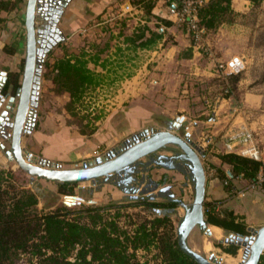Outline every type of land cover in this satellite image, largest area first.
Listing matches in <instances>:
<instances>
[{"label":"crops","instance_id":"0c3cea01","mask_svg":"<svg viewBox=\"0 0 264 264\" xmlns=\"http://www.w3.org/2000/svg\"><path fill=\"white\" fill-rule=\"evenodd\" d=\"M26 2L17 14L18 19L6 21L0 29V74L6 76L22 70ZM263 4L264 1L260 5ZM252 7L249 0H231L234 14H245ZM55 10L60 11L56 26L52 27L48 22H44V26L49 30L57 28L65 39L44 57L35 126L30 135L22 137L23 151L60 165L62 169H74L112 140L129 138L160 127V131L176 135V131L183 129L191 141L202 148V153H205V147L210 153H215L209 160L214 167L228 173L229 167L222 165L217 155L225 153L224 133L230 128L244 126L245 115L243 108L232 110L230 100L221 99L214 103L221 89L217 85L215 67L233 57L226 54V47L230 40L237 37L234 25L227 27L222 23L215 30L206 32L202 41L208 48V54L203 55L194 51L190 35L175 23V17L168 13L162 2L155 1L150 19L142 10L132 7L129 0H66L62 8L55 7ZM55 10L40 2L37 14L40 17L46 12L53 15ZM113 14L128 15L139 22L138 27L147 26L158 31L162 37L149 49H137V62L115 58L110 52L99 61L104 67L88 64V69L98 76L97 87H110L109 98L112 101L109 99L102 103L103 113L107 114L97 119L95 131L87 134L81 132L78 125L69 124L68 116L63 117L55 108L51 109L49 103H45V98L50 103L65 104L69 101L68 94L56 95L52 92L53 84L45 79L46 66L53 65L67 54L77 53L81 44L79 35H86L94 29L102 30L104 19ZM20 80L19 76V83ZM10 96L4 97V102L0 100V106ZM246 103L255 107L258 98L243 94V106ZM262 164L258 176L264 175V161ZM250 183L235 179L226 187L215 177L206 182L204 201L213 204L215 212L223 209L233 211L234 215L243 219L247 228H260L264 226V191L254 186L258 181ZM207 229L212 236L202 242L201 251L204 254L211 251V240L220 244L225 233H229L209 224Z\"/></svg>","mask_w":264,"mask_h":264},{"label":"trees","instance_id":"16d2710c","mask_svg":"<svg viewBox=\"0 0 264 264\" xmlns=\"http://www.w3.org/2000/svg\"><path fill=\"white\" fill-rule=\"evenodd\" d=\"M25 0H0V26L4 22L1 13L19 12ZM132 7L140 9L149 19L155 6L154 0H129ZM253 6H258L264 0H249ZM233 15L231 0H205L198 8V25L204 33L215 30L228 17ZM167 25H171L166 23ZM182 28L185 29L184 26ZM186 30V29H185ZM162 34L150 30L147 26L136 29L125 42L131 45V50L149 49L160 40ZM94 53L82 52L78 56H65L47 66L49 74L46 80L53 84L52 92L56 95L68 94V108L80 102L89 89L99 85L98 76L88 69V64L104 67L99 64L102 54L108 50V45H93ZM12 53V50H8ZM19 74L9 73L2 89V95L19 87ZM239 75H231L222 82L221 98L235 103V89L232 82ZM239 105L232 104V110ZM222 165L229 167L228 173L220 168L217 178L221 182L228 179V185L235 179H243L255 183L263 166L235 154L220 153L217 155ZM214 167V166H213ZM76 184H57V193L64 196L73 195ZM38 196L30 189L16 185L13 172L0 170V264H15L21 257H27L29 264H157L153 261L141 262L137 251L149 252L157 250L155 260L159 264H196L186 257L178 248L175 234L169 218L164 215L151 220H143L129 232L119 226L121 217L120 206H79V209H69L65 205H57L53 210L39 214L36 207ZM138 205V204H137ZM139 205L155 209H173L176 203L142 202ZM204 216L206 223L239 236H247V225L233 211L223 209L215 212L213 204L204 201ZM115 209L112 218L105 214ZM165 229V232L162 231ZM223 253L236 256L238 247L217 244ZM259 264H264V254Z\"/></svg>","mask_w":264,"mask_h":264},{"label":"rangeland","instance_id":"374dc122","mask_svg":"<svg viewBox=\"0 0 264 264\" xmlns=\"http://www.w3.org/2000/svg\"><path fill=\"white\" fill-rule=\"evenodd\" d=\"M17 14L18 12L1 13L4 22L1 24L0 29L6 21L18 19ZM138 24L139 22L137 20H134L128 15L119 16L113 14L108 16L104 19V24L101 26L102 30L95 31L94 29L91 33L84 34L83 36L79 35L78 40H80L81 44L77 48V53H70L67 55L78 56L82 52L92 54L94 53V50L92 49L93 45L99 44L103 46L107 44L108 50H106L100 58H104L112 52L115 58H122L124 61L130 59V61L137 62L136 59L138 56L136 53L138 50H131V45H127L125 39L126 37L131 36L136 29L140 28L137 26ZM223 24L227 25V27H232V25H234V34L237 35L236 39L229 41V44L226 47V54L244 56L245 59H247L245 70L238 76V80L232 82L234 84H231V81H229V84L235 89L236 96L235 103L230 101V108H232V104L239 105L241 109L243 108L245 122L242 127L253 133L255 143L260 150L262 162L264 161V4L253 6L245 14L237 15L233 13V15L228 17ZM202 54L206 55V53ZM130 67L133 68V64H131ZM127 68L128 67L126 66V69ZM49 71L50 70L47 69L45 76L49 74ZM21 73L22 70L18 73L20 77ZM217 85L221 88L218 93L221 95L223 84L218 81ZM109 88L110 87L103 86L89 89L80 102L71 107V110L68 108V102L65 104H58L57 102L50 103L48 102V98H45V103H49L50 108H55V110L63 115V117L68 116L69 124L78 125L81 132L89 134L96 129L94 124L95 121L103 118L107 114V112L103 113L104 110L102 103L106 100H111V98H109L111 92L109 91ZM14 91L15 90L10 88L7 91L6 96L9 94L13 95ZM243 94L256 96L258 98L257 106L249 107L248 103L243 106ZM160 130L161 127L151 131L156 133L161 132ZM147 131L149 135L150 130ZM176 132L177 136L181 138L185 135L183 129ZM127 139L128 138L122 137L112 140L108 146L99 149L98 153L92 158H89V160L100 157L110 150L120 148L121 144ZM6 147L8 148L7 145ZM203 150L205 153L201 152L199 157L205 172L206 182H208L218 175L216 168L213 167L209 161L211 155L215 153H210L209 148L207 149V147ZM178 154H180V150L177 147L168 146L159 150L155 154L139 160L130 168V172L123 173L122 175L114 174L108 178L98 179L94 182L76 184L73 187L72 196L59 195L57 193V185L37 181L36 179L27 176L16 167L14 162L6 161L4 158L2 160H4L5 166L1 167L0 170L3 169L13 172L17 186L23 185L25 188L28 187L38 196L40 205H37L36 210L39 214L51 211L58 204L63 202L73 203L74 205L68 207L71 210L79 209L80 204L82 207L116 205L120 206L121 217L118 218L117 221L119 226L123 229L131 232L135 226L140 224L143 220H151L166 215L169 218L176 237V229L184 215V209L182 207L177 205V207L173 209H155L150 206H141L139 203L153 202L167 204L170 197H173L182 201L188 208H190L194 199V187L191 176L183 163L177 159H172L169 162L167 160L163 161L166 166L158 164V156L175 158ZM170 164L173 165L172 169L168 167ZM81 166V163H79L74 169L81 168ZM210 169L214 170L212 172L213 175H210ZM128 177L133 179V182L129 184V188L138 190V200H130L127 197V194L123 192V189L125 188L123 180ZM154 184L158 185L156 191L152 192L150 195H142V190H148L149 188H152ZM254 186H258L264 191V184L258 183L254 184ZM226 187H229V185ZM160 189H165V193L158 196V190ZM149 196H154L155 199L149 201L147 199ZM114 213L115 209L108 211L105 214V218H112ZM254 229L258 230L259 228ZM162 231L165 232V229L162 228ZM228 236L229 233H225V238L220 241L221 245L225 247L227 246L223 244V241L227 239ZM247 236H249V233ZM207 238L208 236L204 231L196 227L188 236L187 245L189 248L207 259L210 257L215 258L220 264H241L243 248L238 249L236 256H228L223 253L220 248L216 247L218 243L215 240H211V251L204 254L201 251V245ZM207 248L208 247H206V249ZM156 254L157 250L153 248L149 252L141 250L137 251V257L141 262L154 260V263L159 264V259L155 260ZM15 264L29 263L27 257L23 256L17 260Z\"/></svg>","mask_w":264,"mask_h":264},{"label":"water","instance_id":"95a60500","mask_svg":"<svg viewBox=\"0 0 264 264\" xmlns=\"http://www.w3.org/2000/svg\"><path fill=\"white\" fill-rule=\"evenodd\" d=\"M65 1L27 0L26 2L24 14L25 56L21 80L14 94L0 106V168L5 166V162L2 160L4 158L6 161L14 162L20 171L37 181L55 185L80 184L105 179L114 174L122 175L130 172V168L139 160L168 146L177 147L180 154L175 158L158 156V164L166 166L164 160L169 162L172 159H177L188 170L193 182L194 199L190 208L178 199L173 197L169 199V202L176 203L184 209V215L176 229L178 248L196 264H220L215 258L210 257L207 259L187 245L188 236L196 227L204 231L208 237L212 236L207 229L204 216L206 178L199 157L202 148L191 141L188 133L181 138L170 131L156 133L150 131L149 135L148 131H143L129 137L121 144L120 148L110 150L100 157L87 160L82 163L81 168L77 169H62L60 165L37 158L21 149L23 135H30L35 126L39 80L44 57L54 46L65 39L57 28L49 30L47 26H44V22H48L50 26L55 27L60 14V11L55 10V7L62 8ZM40 2L54 9V14L51 15L46 12L45 16H38L37 11H39ZM243 60L247 63V59L244 58ZM6 80L7 76L1 73L0 100L3 102L6 99H4L5 96L1 92ZM174 127L176 126L174 125ZM168 167L172 169L173 165L170 164ZM123 181L125 187L123 192L127 194L130 200H138V190L129 188V184L133 182V179L128 177ZM157 189L158 185L154 184L152 188L142 190L141 193L142 195H150ZM164 193L165 189H160L157 195L160 196ZM147 199L153 201L155 197L149 196ZM60 205L70 207L74 204L63 202ZM247 232L249 236L229 234L223 244L244 249L241 264H259L260 258L264 254V226L258 230L247 228Z\"/></svg>","mask_w":264,"mask_h":264},{"label":"built area","instance_id":"2783aa9c","mask_svg":"<svg viewBox=\"0 0 264 264\" xmlns=\"http://www.w3.org/2000/svg\"><path fill=\"white\" fill-rule=\"evenodd\" d=\"M166 5L170 15L175 17V23L178 26H184L192 40V48L199 53H207L208 48L202 41L204 30L198 25L197 10L205 0H154ZM242 56H233L224 63H219L215 67V77L225 79L231 75H240L246 67ZM219 94L214 98V103L221 99ZM229 100V99H227ZM223 150L226 154H235L256 162H261L260 150L257 147L253 133L244 127L228 129L223 135ZM210 175H213V169H210ZM258 183L264 184V175L258 176ZM228 186V182H223Z\"/></svg>","mask_w":264,"mask_h":264},{"label":"bare ground","instance_id":"6f19581e","mask_svg":"<svg viewBox=\"0 0 264 264\" xmlns=\"http://www.w3.org/2000/svg\"><path fill=\"white\" fill-rule=\"evenodd\" d=\"M209 244V243H208ZM208 249V248H207ZM244 250V249H243Z\"/></svg>","mask_w":264,"mask_h":264},{"label":"flooded vegetation","instance_id":"af4514ba","mask_svg":"<svg viewBox=\"0 0 264 264\" xmlns=\"http://www.w3.org/2000/svg\"><path fill=\"white\" fill-rule=\"evenodd\" d=\"M124 182V181H123Z\"/></svg>","mask_w":264,"mask_h":264}]
</instances>
